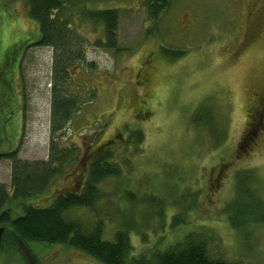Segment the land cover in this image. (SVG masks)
Listing matches in <instances>:
<instances>
[{
    "label": "rangeland",
    "instance_id": "obj_1",
    "mask_svg": "<svg viewBox=\"0 0 264 264\" xmlns=\"http://www.w3.org/2000/svg\"><path fill=\"white\" fill-rule=\"evenodd\" d=\"M64 1L72 26L85 36L83 63L93 64L68 69L75 73L72 88L78 86L86 103L62 141L79 146L80 162L23 202L45 206L79 185L89 151L106 143L122 165L120 175L101 181L102 196L92 210L67 211L87 229L99 220L103 237L111 240L128 227L134 256L192 233L212 258L264 264V218L238 230L231 220L242 219L245 202L233 203V216L227 208L238 174L252 175L264 203V126L253 143L243 141L264 96V0H164L155 19L149 2L158 0ZM94 8L117 9L115 48L104 45L102 23L83 16ZM38 35L25 0H0V59L5 51L8 65L2 78L14 96L8 123L0 128V152L18 149L17 157L29 160L48 155L52 50L35 43ZM0 94L1 115L8 99ZM132 129L142 131L138 147L126 143ZM10 173L9 159L0 158V182L8 190ZM10 206L21 211L20 203ZM173 216L179 222L172 226ZM30 247L38 264H101L64 244ZM0 264L26 263L18 250L3 245Z\"/></svg>",
    "mask_w": 264,
    "mask_h": 264
},
{
    "label": "trees",
    "instance_id": "obj_2",
    "mask_svg": "<svg viewBox=\"0 0 264 264\" xmlns=\"http://www.w3.org/2000/svg\"><path fill=\"white\" fill-rule=\"evenodd\" d=\"M79 1L83 3L94 0ZM151 3L152 1L149 2L148 13L150 18L155 19L158 12L165 6V1L158 0L156 4ZM25 5L28 16L35 21L39 32V38L35 43L49 46L52 50L48 155L46 159L29 160L17 157L18 149L0 152V158L9 159L11 166L10 189L8 190L6 185L0 182V227L3 228L0 237L3 244L0 246L5 244L7 248L21 252L17 237L28 248L31 242L64 244L88 254L101 264H242L241 262H228L220 257L212 258L208 254L205 241L192 233L184 234L163 248L154 249L149 255L134 256L131 254L132 246L127 232L128 227L117 229L113 234V239L108 240L103 237L99 220L95 221L93 227L87 229L80 221L69 215L67 211L72 208L85 207L92 210L93 204L102 196L99 187L101 181L120 175L122 165L112 154L109 144L106 143L95 146L89 151L90 156L80 172L83 178L79 185L60 191L45 206L23 202L25 198L45 191L56 177L65 175L68 164L76 167L80 162L79 146L66 145L62 139L75 116L86 103L85 101L80 102L81 91L78 86H75V89L72 88L71 77L75 76V73L70 74L68 70L76 67V64H84L83 44L86 43L85 36L72 26L69 4H66L64 0H25ZM82 12L85 13L83 16L92 21L102 23L105 36L104 45L115 48L118 25L117 9L94 8ZM169 51L173 56L181 53V50ZM4 54L5 51L0 59V93L2 92L8 102L2 107L0 128L8 123L10 109H12L10 106L14 101L12 91L7 84L9 82L2 78L8 66L5 63L6 54ZM21 58L22 54L19 62ZM19 62L15 65L17 70ZM85 64L84 69L93 68L92 62ZM89 86L92 100L95 92L93 85L89 84ZM255 128V122L250 124L244 138L246 143L252 138ZM142 137L141 130L132 129L129 131L126 143L138 147ZM257 190L259 189L252 175H236L235 197L227 208L233 216L237 208L233 203L242 199L246 205V209L242 212V219L239 222L231 220L236 229H244L246 222L258 219L257 216L264 218V203L262 204L261 198L257 195ZM12 202L20 203L21 211L11 210ZM172 218L170 225L173 226L179 221H175V216ZM21 256L25 258L22 252ZM24 262L28 264L27 261L24 260Z\"/></svg>",
    "mask_w": 264,
    "mask_h": 264
},
{
    "label": "flooded vegetation",
    "instance_id": "obj_3",
    "mask_svg": "<svg viewBox=\"0 0 264 264\" xmlns=\"http://www.w3.org/2000/svg\"><path fill=\"white\" fill-rule=\"evenodd\" d=\"M140 109H137L136 110V115H138L140 113ZM251 117H252V122H250V124L252 125L253 122H255L256 124V128L254 129V131L252 132L253 136L252 138L250 139L249 143H253L255 141V134L258 132L259 129H261L263 126H264V96L262 95L260 97V100L258 101V103L256 104V106L254 107V109L252 110V114H251ZM247 134H245V136L243 137V141L244 143L246 142L245 141V137H246ZM2 232H3V228H2ZM2 232H1V236H2ZM0 236V237H1ZM3 244V242L0 240V245ZM5 245V244H4ZM8 245V244H7ZM20 247V246H19ZM30 247V246H29ZM35 261H36V264H38L37 262V259H36V256H35V253L33 252V250L31 249V247L29 248ZM21 252L24 254V252L22 251V249L20 248ZM19 251V250H18ZM20 252V251H19ZM20 252V253H21ZM25 256V254H24ZM23 260L27 261L28 264H30V262L28 261L27 257L25 256V258H23Z\"/></svg>",
    "mask_w": 264,
    "mask_h": 264
},
{
    "label": "water",
    "instance_id": "obj_4",
    "mask_svg": "<svg viewBox=\"0 0 264 264\" xmlns=\"http://www.w3.org/2000/svg\"><path fill=\"white\" fill-rule=\"evenodd\" d=\"M1 232H2V227H0V236H1ZM17 242H18L20 248L22 249V251L24 252L25 256L27 257L28 261L30 262V264H36V261L32 255V253H31V251L26 246V244L19 237H17Z\"/></svg>",
    "mask_w": 264,
    "mask_h": 264
}]
</instances>
